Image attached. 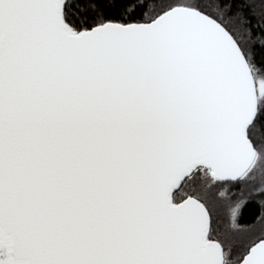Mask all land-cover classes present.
<instances>
[{
  "label": "snow or ice",
  "instance_id": "1",
  "mask_svg": "<svg viewBox=\"0 0 264 264\" xmlns=\"http://www.w3.org/2000/svg\"><path fill=\"white\" fill-rule=\"evenodd\" d=\"M0 264H264V0H0Z\"/></svg>",
  "mask_w": 264,
  "mask_h": 264
}]
</instances>
